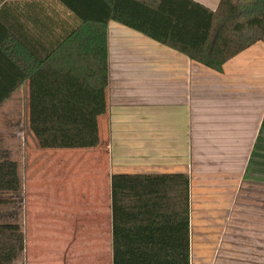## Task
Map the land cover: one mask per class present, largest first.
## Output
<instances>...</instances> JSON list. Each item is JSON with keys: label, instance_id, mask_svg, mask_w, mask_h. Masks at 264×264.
Returning <instances> with one entry per match:
<instances>
[{"label": "crops", "instance_id": "obj_1", "mask_svg": "<svg viewBox=\"0 0 264 264\" xmlns=\"http://www.w3.org/2000/svg\"><path fill=\"white\" fill-rule=\"evenodd\" d=\"M197 1L215 10L220 0ZM108 64V87L98 92L45 64L36 75L37 94L28 82L0 106L27 96L25 109L37 120L32 145L34 134L45 138L44 146L52 136L57 145L43 150L55 157L46 174L87 182L29 186L24 180L22 216L35 225L31 263L92 258L89 264H100L107 256L112 264L111 175L186 173L191 264H264V43L219 72L110 21ZM72 128L84 129L86 144L64 138L57 144L61 131ZM66 133L78 141L77 133ZM34 171L43 176L42 167Z\"/></svg>", "mask_w": 264, "mask_h": 264}, {"label": "trees", "instance_id": "obj_2", "mask_svg": "<svg viewBox=\"0 0 264 264\" xmlns=\"http://www.w3.org/2000/svg\"><path fill=\"white\" fill-rule=\"evenodd\" d=\"M110 21L219 72L264 43V0H220L215 10L197 0H0V106L28 82L37 94L45 64L87 91L106 89ZM69 130L65 141L86 144L84 129ZM23 184L19 161L0 156V208L17 202ZM110 187L112 264H191L188 174L114 173ZM24 253L23 224L0 222V264Z\"/></svg>", "mask_w": 264, "mask_h": 264}, {"label": "rangeland", "instance_id": "obj_3", "mask_svg": "<svg viewBox=\"0 0 264 264\" xmlns=\"http://www.w3.org/2000/svg\"><path fill=\"white\" fill-rule=\"evenodd\" d=\"M26 104L28 105V97L25 95H22V98H20L16 94V96L14 97V101H11L10 103H8V105L5 106L0 111V156H5L6 148L10 146V148H8L9 154L6 157L16 159L17 161H19L23 181L25 180V183L29 186H35L39 184L50 186V185H55L61 182L62 184H64V182H68L72 187H79V186H82V184L86 185L87 184L85 180L86 178L77 177V178L66 179L64 177L50 176L49 174H46L49 171L48 170L49 165L52 166L54 164L53 158L55 157H53V154L51 151L44 153L43 150L45 146L46 148L51 149L53 147H56L57 145H56L54 138H52L53 137L52 136L48 139V143H45V146H44L43 142L45 138L42 137V139H39L38 135L36 134H34L35 138L33 139L34 141L32 145L31 138L33 135L32 136L30 135V133L32 134V131L30 130H32V128H36L37 120H36V114L31 112L29 108H27V110L25 109ZM11 106L12 107L14 106L13 112L12 110H8L9 108H11ZM8 111H11L12 113H8ZM27 131H28V134H27L28 137L26 139ZM63 137H64L63 134L61 136H58L59 139H58L57 144L61 142H62L61 144H64L63 143L64 141L62 140ZM25 141H26V148L24 147L25 149L23 151V148L21 150V145L23 146V143H24V146H25ZM35 151H37V154H35L36 153ZM78 163L80 166V162ZM36 167L38 169L42 167L43 172L39 175H43V176H38V177L32 176L35 174L34 169ZM80 168L81 167H79L78 170ZM64 186H67V185L64 184ZM30 201L32 202L31 199ZM37 201L42 202L40 199H37ZM22 205L23 204L21 203V197H17V202L11 203L5 206V208L0 209V222H19V223L24 224L25 238H26L25 258L24 260L18 262L17 264H32L31 263L33 259L32 250L34 249H31L30 247L29 236H30L32 228L35 225H32L34 221L29 216L25 217L24 214L22 216V210H21ZM6 208L12 211L15 210V213L13 214V216H10V217L6 216L7 214ZM26 218H27V225H26ZM38 251H40V248L38 249ZM35 252H36V249H35ZM56 258L58 257L56 256ZM75 259L77 260V258ZM78 260H79L78 262H75L72 260L69 262V264L70 263L82 264V260L79 258ZM89 260L93 261L94 259L88 258V264H89ZM98 260L100 264H109V258H107V256L102 257ZM60 262H62V264H65L66 263L65 258H60Z\"/></svg>", "mask_w": 264, "mask_h": 264}]
</instances>
